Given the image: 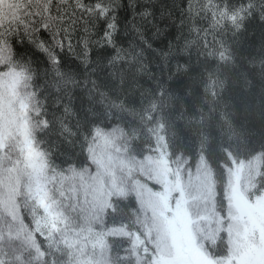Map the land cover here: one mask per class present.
I'll return each instance as SVG.
<instances>
[{
	"label": "snow or ice",
	"instance_id": "obj_1",
	"mask_svg": "<svg viewBox=\"0 0 264 264\" xmlns=\"http://www.w3.org/2000/svg\"><path fill=\"white\" fill-rule=\"evenodd\" d=\"M127 9L0 0V264H264V0Z\"/></svg>",
	"mask_w": 264,
	"mask_h": 264
},
{
	"label": "trees",
	"instance_id": "obj_2",
	"mask_svg": "<svg viewBox=\"0 0 264 264\" xmlns=\"http://www.w3.org/2000/svg\"><path fill=\"white\" fill-rule=\"evenodd\" d=\"M121 2H122L123 10L121 11L120 15L122 17V22H123L124 20L130 19V10L127 9L128 0H121ZM156 11L158 15L159 7H157ZM262 33H264V25H261L258 21L251 22L248 26V32L245 33L244 35L245 43L247 44L249 42H256L258 45L260 39L262 38ZM149 35H151V33H149ZM174 35H175V30L173 29L171 33L165 36H161L159 39H156L153 42L154 49L167 51L168 50L167 41L169 39H172ZM122 37H123V41L125 42V46L128 41L134 39V36L131 32H123ZM96 55H97L96 53H93V59L96 58ZM158 55H159V51H157L155 54L151 51L146 53V62L150 61L151 64L154 65L153 71L157 72V74H159L158 69L160 63L159 60L157 59Z\"/></svg>",
	"mask_w": 264,
	"mask_h": 264
}]
</instances>
